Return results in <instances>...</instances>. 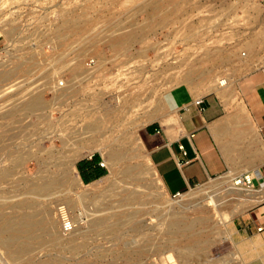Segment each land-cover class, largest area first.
I'll list each match as a JSON object with an SVG mask.
<instances>
[{
	"label": "rangeland",
	"instance_id": "rangeland-1",
	"mask_svg": "<svg viewBox=\"0 0 264 264\" xmlns=\"http://www.w3.org/2000/svg\"><path fill=\"white\" fill-rule=\"evenodd\" d=\"M97 1H71L54 25L32 38L24 39L15 34L12 42L15 51L9 57L0 56V205L7 202L0 206V215L14 211L10 205L29 196L22 194L24 191L37 188L42 181L40 178H47V181L46 174L59 173V164L77 152L82 154L75 160L76 170L78 162L95 155L107 169L106 174L95 182L83 183L85 187L81 185L74 189L76 193L93 189L103 191L95 197L79 198L75 192L64 194L63 187L54 183L49 184L50 190L48 185L44 187L47 192L40 195L44 197L34 196L35 207L29 211L39 217L45 208L52 211L51 215L57 221L53 230L55 236L64 234L55 210L61 202L68 208L70 216L93 211L107 217L113 215L108 223H113L123 211L139 210L142 214L158 206V203L123 206L122 199L127 191L142 192L145 181L128 178L113 185L119 165L112 171L100 148L110 141L114 142V147L126 146V142H130L126 136L132 134L133 146L140 147V152L136 159L125 163L140 165L150 171L154 166L145 144L148 132L154 125L169 127L170 123L155 118L144 125L138 120L144 119L141 118L143 112L152 109L159 98L180 86L187 73L192 71L194 76H199L187 90V97L194 100L215 92L211 86L219 77L232 76L233 87H236L245 76L264 66V5L256 0H174L170 4L166 0ZM147 1L159 3V19L150 16ZM86 6H89L87 10ZM83 10L89 25L60 36L54 32L62 23L63 15L70 16L72 11L81 13ZM137 26H142L143 31L136 39L115 40L113 34L130 32ZM12 30L16 32V26ZM4 43L5 40L0 39V46ZM47 46L51 48L47 49ZM251 50L256 54L249 58ZM90 59L95 60V65H87ZM77 62H81V66L73 70L72 66ZM73 78L74 90L56 93L59 80L63 79L67 86ZM31 89L43 100L39 108L23 105L27 99L23 96ZM182 109L180 107L178 111ZM176 118L178 120V113ZM93 122L97 126L87 135L97 141V146L74 148L72 143ZM226 176L212 178L184 192H192L195 199L189 205L192 208L182 215L189 220L207 221L194 230L202 233L200 238H188L190 232L162 235L155 214L140 217L138 232L130 225L115 231L104 225L89 230L86 221L83 224V229L89 230L83 241L86 246L78 253L61 251L51 243L50 234L38 231L40 237L32 240V251L24 264H264V201L240 210V195L231 193L221 199L223 203L217 210L201 199L208 192L224 190ZM156 180V176L151 175L146 181ZM251 188L260 191L264 185L253 180ZM157 190L161 193L160 205L167 201L175 206L182 203L181 197L175 198L163 188ZM10 194L16 196L12 199ZM23 209L19 206L16 211L21 213ZM220 213L231 218L222 220ZM166 214L171 211H161L162 217ZM140 237L147 240L146 247L151 251H163L166 238L172 249L161 254L151 251L125 253L129 248L135 249ZM189 250L191 254H183ZM0 264L21 263L7 259L0 251Z\"/></svg>",
	"mask_w": 264,
	"mask_h": 264
},
{
	"label": "bare ground",
	"instance_id": "bare-ground-1",
	"mask_svg": "<svg viewBox=\"0 0 264 264\" xmlns=\"http://www.w3.org/2000/svg\"><path fill=\"white\" fill-rule=\"evenodd\" d=\"M98 1H100V0H98ZM166 1H167V4L174 2V0H166ZM81 3H82V1H81ZM146 3L148 4V9L150 10V16L155 20L159 19V14L161 13V12L159 13V11H160L159 3L155 2V1H147ZM91 6L92 5H90V7ZM88 8H89V6H86L85 9L87 10ZM166 11H168V10H166ZM84 12H85V10H83L81 13H74V11H72L71 12L72 15H70V16L63 15L62 23L54 29V32L58 36H60L69 30H82L87 25H89L88 24L89 21H87L84 18V16H85ZM93 30H95V29H93ZM141 31H143V27L137 26V27H134L132 30H130V32H121V33L113 34V35L115 36L116 41L122 42V41H126L127 39H131V40L136 39L139 36ZM111 35H112V33H111ZM28 40H31V39H28ZM247 42H249V44H250V41H247ZM249 47H247V48L250 49ZM255 54H256L255 50H251V52L249 53V58ZM220 60L223 61L224 59H220ZM79 61H80V59H79ZM10 63L12 64L13 62L11 61ZM72 63H74V62H72ZM72 63H71V66H72ZM21 64H23V62ZM79 66H81V62H77L75 65H73L72 69L75 70ZM13 68H15V66ZM10 69L11 68H9V70ZM198 77L199 76H197V75L194 76V73L192 71L187 73L185 79H182L183 82L182 81H181L182 83L180 82L181 83L180 86L174 87L175 89L170 91V93L159 98L158 101L156 102V105L153 106L152 109L146 110L143 112L141 118H144V119L138 120L139 123L145 125V124L152 122L155 118H162L164 123H170V125L175 124L178 126L179 121L176 118L177 113H178V109L180 107H185L188 105V101L190 99L187 97V93H188L187 90L189 89L190 85L195 83V80ZM74 80H75V78H73L72 82L69 85H67V87L58 88L56 93L58 94L59 92L61 93L65 90H74L75 86H76V84L74 83ZM211 87L215 89L216 93H218L220 96L227 99L229 96H231V94L233 92V88H234L233 83H232V76H223V77H219V78L215 79L213 81ZM30 92L28 94H26V93L24 94L23 98H25V96H26L27 99L26 100L24 99L25 102L23 103V105H25V107L28 106L29 108L41 107V105H43V100L41 99L40 94L33 93L32 89L30 90ZM20 98H22V96ZM9 109H10V107H9ZM11 110H13V109H11ZM11 114H12V112H11ZM42 116L44 117V115H42ZM133 123H135V122H133ZM96 126H97V123H94V122L91 125L87 126V128L85 129V133L81 134L78 137V139L72 143V146L74 148H87V149H92L93 147L97 146L96 145L97 141L90 139L89 136L87 135V132L91 131V130H95L94 128ZM96 131H97V128H96ZM84 135H87V137H85ZM127 136H126V139L130 138V142L127 141L126 146L121 145L120 147H114L113 146L114 142L110 141L107 146H102L100 148L106 163L108 165H110V169L112 171H114L113 170L114 166L119 165V171H118L117 177L115 178V181H113L112 184L114 185L115 183H118V182L123 181L125 179L127 180L128 178H132L136 181H145L144 190L142 192H139L136 189H132L130 191H127V194H125L124 198L122 199L123 206L126 205L129 207H132V206L134 207L135 205L138 206V205H145V204H152V203H158V206L153 208L151 212H145L142 214H141V211H139V210H134L131 212L123 211L120 213V216L117 217L116 220H114L113 223L111 221V223L109 222L110 223L109 224L108 220L113 215L107 217L104 215H99V214H97L96 211H93V212L84 213V215L79 214V215H75V216H70L68 208L66 207V205H63L61 202V203H58L56 208H55V210L57 212V216H58V223L62 224V222L65 221L66 219H70L73 222V228L70 231L64 232L62 227H61V229H62L61 232L64 233L63 235H65V236H63L62 234L55 236V232L53 230H55V224L57 223V221H55L53 219V216L51 215L52 211H49L47 208H45L43 215L41 217H39L38 215L35 214V212L33 213L29 210H31L35 207L36 202L33 203V201L35 200L34 196L39 195L38 197H44V196H40V195L47 192L46 191L47 188H44V187L47 185L49 186V184L54 183V184L58 185L57 187H63V189L61 191L64 194H69V193L75 192L74 189L83 184V181L79 177V174H78L76 167H75L76 158L82 154L81 152H79V153L77 152L78 154L76 153L74 156L69 157L68 159L65 158L66 160L59 164V166H61V171L59 173L57 172L55 174H46L45 178L49 177V179L46 181L47 178L46 179L40 178V180H42V181L37 184V188L34 189V187H33V189L31 188V190H29V191L27 190L26 192L23 190L24 193H22V194L27 193V195H29L28 197H24L23 199H21L17 202L15 201V199L12 200V201H15V203L12 204L13 206L12 205H10V206L15 209L14 211L9 212L8 214H1L0 215V251L3 253V255L6 256V258L11 260V261L24 264L26 262V260H28L30 252L32 251V243H31L32 240L40 237V235L37 234L38 231H45L48 234H50L49 236H51V243L54 246H58L61 251H70L73 253H78L82 247L86 246V244L83 243V241L85 239V234L88 233L89 230H94L97 227L104 225L107 228H109L111 231H115V230L119 229L121 226L130 225V227L133 231L138 232V230L141 227L139 220H140V217L143 216V214H150V215L155 214L159 218V224H158L160 226L159 233H161L162 235L168 236L170 234H180V233L182 235H184L186 232H190V234L187 235L188 238H190V239H192L194 237L200 238L202 233L200 231L197 232L194 230L198 227V225L206 223L207 221H204L201 219L200 220H189L187 217L182 215L184 212H186L187 210L190 209L191 206H189V205L194 202L195 196L193 195V193L192 192L180 193L179 196H177V197H181L183 200H182V203L178 204V206L173 205L170 201H167V202L160 205L159 200L161 198V193H159V190H157V188H163V190L166 193H167V190L165 189V186L163 185L160 177L158 176L156 169L154 167H152L151 170L149 171V170L144 169L140 165H128L125 163V161H127L129 159L137 157L139 152H140V147H134L133 146L135 140H134V138H132V134H129L128 137ZM71 153H68V154H71ZM40 155H38V156H40ZM69 156H71V155H69ZM21 157H23V156H21ZM18 158H20V157H18ZM148 158H149V156H148ZM19 163H21V162H19ZM41 163H42V160H41ZM151 175L156 176V178H157L156 182L146 181L147 178L150 177ZM226 175L227 176H226V179L224 181L226 188L224 190L221 189V191L218 190L215 192L214 191L213 192L207 191L208 193L206 195L202 196L201 199L206 200L209 205H212L214 208H217V210H218L219 206L223 203V202H221V199L224 196L231 194V193H234L236 195H240L239 198L241 199V203L238 207V208H240V210H243V207L250 206V205L257 204V203L264 201V188L262 190L260 189V191H257L251 187H245L241 183L242 181H241L240 177L242 175H237L234 173H227ZM252 177H253V174L248 175V179H251ZM134 180H132V181H134ZM157 184L160 186L158 187ZM262 184L264 185V183H262ZM82 186H84V185H82ZM50 187L51 186H49V188H48L49 190H50ZM86 187H87V185H86ZM136 188H138V187H136ZM101 192H103V191L93 189L91 191H84V192H79V193L75 192V193L79 198L87 199L88 197H93V196L95 197L97 194H99ZM16 194L18 195V193H16ZM22 194L20 195V193H19L20 197L22 196ZM14 196H16V195L14 194ZM14 196L11 195V198ZM165 196H166V194H165ZM144 197H145V199H144ZM69 200L74 201L75 199L69 198ZM69 200H67V201H69ZM61 201H62V199H61ZM77 201H79V200H77ZM74 202H76V201H74ZM6 203L7 202L1 204L0 206L4 205ZM238 204H239V202H238ZM159 205H160V207H159ZM19 206L24 207V209L21 213L16 211V208ZM163 210L166 211V213L171 211V214H166L165 216L162 217L161 211H163ZM0 211H1V209H0ZM37 213H38V211H37ZM231 213H233V212H231ZM85 218H86V220H85ZM227 218L230 219L231 216L227 215L225 213L221 214L222 220L227 219ZM86 221L88 222L89 230L83 229V224ZM138 241L139 242L136 245L134 250L129 248L125 251V253L145 254V253H149L151 251V250H149V248L146 247L147 240H145L144 238H141ZM141 241H143V242H141ZM168 241L169 240L166 238V244H165L166 246H165V249L163 251H160V249L159 250L153 249L151 251V253L152 254H155V253L161 254L165 250L172 249V245H169ZM183 254L187 255V254H191V253L189 250L187 252H183Z\"/></svg>",
	"mask_w": 264,
	"mask_h": 264
},
{
	"label": "crops",
	"instance_id": "crops-1",
	"mask_svg": "<svg viewBox=\"0 0 264 264\" xmlns=\"http://www.w3.org/2000/svg\"><path fill=\"white\" fill-rule=\"evenodd\" d=\"M203 98V111L189 100L178 111V126L154 125L146 137L149 160L167 192L183 193L227 173L253 174L258 185L264 183V66L245 76L227 99L216 92ZM180 145L191 160L183 166L177 164ZM83 161L86 173L90 166L93 176L106 174L100 158Z\"/></svg>",
	"mask_w": 264,
	"mask_h": 264
},
{
	"label": "built area",
	"instance_id": "built-area-1",
	"mask_svg": "<svg viewBox=\"0 0 264 264\" xmlns=\"http://www.w3.org/2000/svg\"><path fill=\"white\" fill-rule=\"evenodd\" d=\"M71 1L77 0H0V39L5 40V43L0 46V56L9 57L8 55L15 51L16 47L12 43L15 34L22 38L34 37L38 34H42L44 30L54 25ZM256 1L264 5V0ZM15 26L17 30L16 32H12V28H15ZM50 48L51 46H47V49ZM87 65H95V60L90 59ZM58 87H67L63 79L58 81ZM194 104L200 111H203V96L195 99ZM155 132L160 133V130L157 129ZM179 148L183 159H177V164L179 166L189 164L191 160L187 158V152L184 146L180 145ZM99 165L103 167L102 162H100ZM248 175L250 174L240 177L241 183L245 187H251L253 184V177L248 179ZM179 194L180 193H175L172 194V196L177 197ZM72 228L73 222L70 219H66L62 222V229L64 232L70 231ZM259 229H261V227Z\"/></svg>",
	"mask_w": 264,
	"mask_h": 264
},
{
	"label": "trees",
	"instance_id": "trees-1",
	"mask_svg": "<svg viewBox=\"0 0 264 264\" xmlns=\"http://www.w3.org/2000/svg\"><path fill=\"white\" fill-rule=\"evenodd\" d=\"M95 158H99V157L97 155H95L93 157V159H95ZM77 169L79 170L80 176H81L82 180L84 181V183H89L90 181L101 176V173H98V172H97L96 176H93V174H91V171H90V166L89 167L87 166L88 173H86L87 171H85L84 161L78 162Z\"/></svg>",
	"mask_w": 264,
	"mask_h": 264
}]
</instances>
